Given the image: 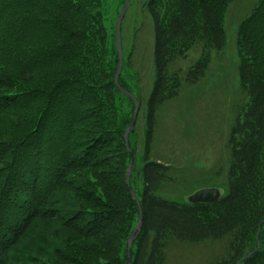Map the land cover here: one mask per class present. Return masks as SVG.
<instances>
[{"label":"trees","instance_id":"1","mask_svg":"<svg viewBox=\"0 0 264 264\" xmlns=\"http://www.w3.org/2000/svg\"><path fill=\"white\" fill-rule=\"evenodd\" d=\"M233 1L148 2L155 78L140 165L129 135L144 215L132 264H167L173 244L213 241L226 250L207 264H264V0L238 24L245 98L234 106L225 193L211 203L169 199L175 165L152 157L163 107L226 48ZM97 2L0 0V264H126L139 206L126 181L132 117L118 116L115 92L135 104L114 80L118 49L106 60ZM195 48L194 63L174 68Z\"/></svg>","mask_w":264,"mask_h":264},{"label":"rangeland","instance_id":"2","mask_svg":"<svg viewBox=\"0 0 264 264\" xmlns=\"http://www.w3.org/2000/svg\"><path fill=\"white\" fill-rule=\"evenodd\" d=\"M255 1L235 0L229 5L225 16L226 48L215 53L203 79L195 85L185 84L179 97L166 104L158 116L152 157L172 163L178 173L176 181L162 191V195L169 199L186 203L200 189L218 188L220 197L226 191L229 157L227 140L234 106L245 98L239 87L237 29ZM148 2L149 0H130L121 23L124 58L121 79L126 89L142 102L135 129L130 136L132 144L137 148L139 165L146 131L145 105L155 78L154 23L148 10ZM92 5L101 12L106 60H112L116 48L118 49L117 19L125 0H98ZM199 55V48L191 50L185 59H179L174 64V68L186 70ZM107 70L113 72L112 68ZM117 70L118 68L115 74ZM115 102L119 117H133V104L119 91L115 92ZM221 168L224 171L219 175ZM134 181L138 188H142L139 174H135ZM225 250L226 244L218 241L175 243L168 251L167 264H207Z\"/></svg>","mask_w":264,"mask_h":264},{"label":"water","instance_id":"3","mask_svg":"<svg viewBox=\"0 0 264 264\" xmlns=\"http://www.w3.org/2000/svg\"><path fill=\"white\" fill-rule=\"evenodd\" d=\"M129 3H130V0H125V5L123 7V10L117 19V46H118L119 64H118V70L115 74V79H114L117 87L126 96L131 98L135 104L134 114H133L130 125L128 126V128L126 129V131L124 133V138H125L127 149L130 152V156H131L130 164H129L128 171H127L126 181H127V185L129 187V190H130L133 198L138 203L139 219H138V223H137L136 227L134 228L133 232L131 233V235L128 239V257H127L126 264H132L131 248H132L134 240H135V233L138 230H141V228L143 226V219H144L143 209H142L140 199L137 196L136 191L134 190V188L131 184V173H132V169H133V165H134V161H135V156H134V153L131 150L130 144H129V135L135 129V124H136L137 116H138L139 109H140V100L132 92H130L126 88L122 87L121 84L119 83V76H120V73L122 71V67L124 64L123 45H122V39H121V23H122V19H123L124 15L127 11V8L129 6ZM219 198H220V190L218 188H204V189H200V190L196 191L195 193H193L190 196L189 200L192 203H198V202L211 203V202L218 200ZM259 234H260V229H259L258 234H257V239H258ZM244 259H245V257L242 258L241 260H239L236 264H240L242 262V260H244Z\"/></svg>","mask_w":264,"mask_h":264}]
</instances>
